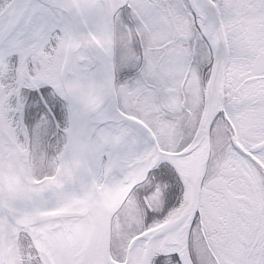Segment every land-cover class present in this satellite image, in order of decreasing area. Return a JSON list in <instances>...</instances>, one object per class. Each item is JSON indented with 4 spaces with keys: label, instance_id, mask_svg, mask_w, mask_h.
<instances>
[{
    "label": "snow or ice",
    "instance_id": "snow-or-ice-1",
    "mask_svg": "<svg viewBox=\"0 0 264 264\" xmlns=\"http://www.w3.org/2000/svg\"><path fill=\"white\" fill-rule=\"evenodd\" d=\"M0 264H264V0H0Z\"/></svg>",
    "mask_w": 264,
    "mask_h": 264
}]
</instances>
